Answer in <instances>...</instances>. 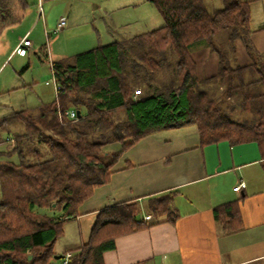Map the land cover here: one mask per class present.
<instances>
[{
	"label": "trees",
	"instance_id": "obj_1",
	"mask_svg": "<svg viewBox=\"0 0 264 264\" xmlns=\"http://www.w3.org/2000/svg\"><path fill=\"white\" fill-rule=\"evenodd\" d=\"M148 1L162 26L50 60L53 85H60L56 99L0 113V144L13 143L0 149V264H55L56 255L65 264L68 253L66 264H105L103 254L119 236L175 222L179 213L168 194L147 199L151 221L140 220L139 202H121L96 213L84 243L56 249L66 224L110 181L124 152L154 132L195 124L202 144L255 141L264 155V53L249 39V1L223 0L212 10L204 0ZM27 5L0 0V34ZM239 38L252 58L248 65L236 58ZM200 47L217 54L215 75L199 78L192 54ZM72 109L81 110L76 120L64 112ZM115 142L121 151H105ZM222 207L216 217L224 230L240 229L238 211Z\"/></svg>",
	"mask_w": 264,
	"mask_h": 264
},
{
	"label": "crops",
	"instance_id": "obj_2",
	"mask_svg": "<svg viewBox=\"0 0 264 264\" xmlns=\"http://www.w3.org/2000/svg\"><path fill=\"white\" fill-rule=\"evenodd\" d=\"M246 1L250 9L249 39L257 52L264 53V0ZM204 3L207 8V0ZM42 8L44 11V4ZM103 18L99 15L96 24L108 28ZM61 19L66 20V25L60 30L57 25L55 32L90 31L86 27L90 25V16L83 17V23L72 13ZM36 27L22 37L33 34ZM108 37L106 40L121 39ZM17 45L3 64L17 53ZM235 45L238 62L250 64L252 58L243 39H237ZM192 55L199 78L217 73L219 58L209 47L197 48ZM104 149L121 151L122 144L111 143ZM241 182L246 186L235 191L234 187ZM160 194H168L177 209L179 216L175 222L160 218L164 221L119 236L116 247L104 252L105 264H264V155L257 142L232 144L223 140L202 144L195 124L154 132L124 152L112 168L110 181L95 189L69 222L86 221L92 229L97 212L127 201L139 202L140 220H144V216L151 215L146 209L147 199ZM226 204L233 205L239 213L241 228L237 231L226 232L216 217V209ZM67 233L65 227L63 237ZM70 248L74 247L66 245L59 252Z\"/></svg>",
	"mask_w": 264,
	"mask_h": 264
},
{
	"label": "rangeland",
	"instance_id": "obj_3",
	"mask_svg": "<svg viewBox=\"0 0 264 264\" xmlns=\"http://www.w3.org/2000/svg\"><path fill=\"white\" fill-rule=\"evenodd\" d=\"M26 1L28 5L21 19L13 23L15 16H12L0 34V113L2 114L22 108H33L41 102L56 99L57 93L52 81L53 71L50 60L61 59L115 41L106 40L109 33L111 36L122 39L164 24V19L156 5L148 0ZM43 4L44 11L40 15L39 6ZM220 6H223L222 0H207L209 10ZM89 11H91L90 14H88ZM70 13L74 14L80 23L84 22L83 17L90 16V25H86L90 31L83 29L72 34L55 32L61 17L67 18ZM99 15L104 16L103 21L108 28L96 24L99 21ZM35 27L34 33L28 36L35 45L30 46L24 53L17 52L11 55L3 64L7 55L17 43L19 44V39L27 30L31 32ZM225 37L226 32L220 33L218 41L224 40ZM43 51L48 52L49 60L42 55ZM26 64L29 67L23 69ZM12 145L11 141H6L0 144V149L9 150ZM1 195L0 184V197ZM65 227L68 233L66 237L57 241L56 249L58 250L66 245L76 247L84 243L91 229L86 221L68 222ZM55 264H62V258L57 259Z\"/></svg>",
	"mask_w": 264,
	"mask_h": 264
},
{
	"label": "built area",
	"instance_id": "obj_4",
	"mask_svg": "<svg viewBox=\"0 0 264 264\" xmlns=\"http://www.w3.org/2000/svg\"><path fill=\"white\" fill-rule=\"evenodd\" d=\"M39 13H40V15L43 14V8H42L41 5L39 6ZM65 25H66V20H65V19H61V20L59 21V24H58L57 30H60V29L63 28ZM28 36H29V34H27L26 36H24V38H22V39L20 40L19 44L17 45V48L15 49L16 52H23V53H24V51H26V49H28L30 46H32V42H31V40L28 38ZM54 82H55V83H54V85H55L54 87H55L56 91H58V90L60 89V85H59L56 81H54ZM135 93H136V95L139 94V93H140V90L137 89V90L135 91ZM64 112H65V114H66L67 116H69V117L72 118V119H75V120H76L77 117H78V115H77V111H76V110H73V109H72V110H65ZM245 186H246L245 182H241L238 186L234 187V190H235V191H239L241 188H243V187H245ZM151 218H152V216H151L150 214H148V215L144 216V220H143V221H148V220H150ZM70 257H71V253H68V254L66 255V257H65V260H64V263H65V264L68 263Z\"/></svg>",
	"mask_w": 264,
	"mask_h": 264
},
{
	"label": "water",
	"instance_id": "obj_5",
	"mask_svg": "<svg viewBox=\"0 0 264 264\" xmlns=\"http://www.w3.org/2000/svg\"><path fill=\"white\" fill-rule=\"evenodd\" d=\"M77 115H78V117L81 116V110L80 109L77 110ZM30 257H32V256H30ZM62 257H63V255H56V258H62Z\"/></svg>",
	"mask_w": 264,
	"mask_h": 264
}]
</instances>
